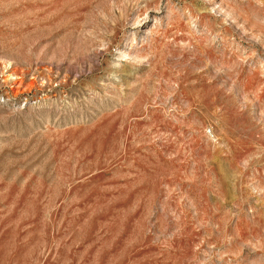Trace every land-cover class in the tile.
<instances>
[{
    "label": "rangeland",
    "instance_id": "374dc122",
    "mask_svg": "<svg viewBox=\"0 0 264 264\" xmlns=\"http://www.w3.org/2000/svg\"><path fill=\"white\" fill-rule=\"evenodd\" d=\"M0 264H264V0H0Z\"/></svg>",
    "mask_w": 264,
    "mask_h": 264
}]
</instances>
